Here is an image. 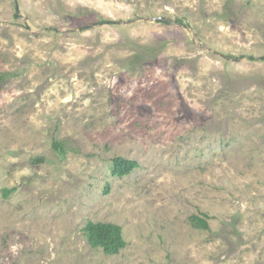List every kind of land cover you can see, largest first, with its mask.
<instances>
[{"label":"rangeland","instance_id":"rangeland-1","mask_svg":"<svg viewBox=\"0 0 264 264\" xmlns=\"http://www.w3.org/2000/svg\"><path fill=\"white\" fill-rule=\"evenodd\" d=\"M0 264H264V0H0Z\"/></svg>","mask_w":264,"mask_h":264},{"label":"trees","instance_id":"trees-1","mask_svg":"<svg viewBox=\"0 0 264 264\" xmlns=\"http://www.w3.org/2000/svg\"><path fill=\"white\" fill-rule=\"evenodd\" d=\"M53 146L63 150L62 144L58 141H53ZM137 166L136 161L117 156L112 159L111 173L116 176H124ZM10 191L11 189H3L4 195H7ZM190 222L198 228L208 229L209 227L205 215H191ZM83 229L88 244L93 248H101L107 254L117 253L126 244L121 226L118 224L90 220L84 225Z\"/></svg>","mask_w":264,"mask_h":264}]
</instances>
